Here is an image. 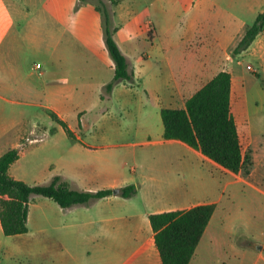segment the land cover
<instances>
[{
    "label": "rangeland",
    "instance_id": "374dc122",
    "mask_svg": "<svg viewBox=\"0 0 264 264\" xmlns=\"http://www.w3.org/2000/svg\"><path fill=\"white\" fill-rule=\"evenodd\" d=\"M43 2L39 0L38 11L45 9L47 3ZM84 3L110 12L114 38L126 56L134 60L140 81L137 79L133 84L134 91L128 93L118 89L113 93L122 86L119 83L111 92L104 89L102 98L113 93L112 97L105 98L102 104L86 113V129L82 136L88 142L94 141L93 122L95 130L109 136L95 141L100 148L85 149L67 135L50 116V111L41 106V95H20L16 90L19 86L42 90L47 75L41 74L46 69L52 46L56 41L66 39V33L71 54L87 51L81 42L88 39L92 42L90 49L112 59L105 32L84 31L70 21L68 32L58 28L51 36L54 30L46 29L43 19L32 25L20 21L17 31H10L5 36L6 41L16 42L3 48L11 57L0 61V134L5 130L15 132L19 121L20 127L26 131L35 125L38 128L36 135L21 139L18 150L22 152L11 166L10 174L31 185L43 184L49 181L51 169L68 175L76 172L69 159L78 157L84 163L77 173L85 175L90 173L89 163L96 156L102 154L105 157L109 152L120 181L139 180L152 192L156 188H166L177 195L180 190L182 199L191 191L195 201L216 203L214 222L217 229L210 233L216 239L210 247L203 249L202 246L192 264H248L249 259L242 257V246L262 244L264 249V39L259 48L253 44L240 53H236L235 48L246 29L264 11V0H78L76 9ZM203 41L220 52V58L215 57L218 69L228 70L233 75L234 112L243 154L249 158L248 166L239 174L223 169L200 151L182 147L179 143L134 146L127 144L128 138L115 135L118 128L133 134L138 125L142 126L141 121L138 122L142 119V87L151 85V79L154 81L148 72L149 65L158 67L159 72L168 76L170 72L189 65L194 48L198 55H202ZM146 60L148 63L144 64ZM38 63L41 68L36 70L33 66ZM161 95L165 97V92L162 91ZM182 103L181 100L177 107ZM68 119L78 129V117ZM30 139L36 140L30 142ZM6 145L4 149L9 148ZM94 178L97 179L94 185L99 188L107 184L103 176ZM144 198L115 207L112 203L97 205L93 214H102L104 209L113 210L118 215L138 214L144 209ZM71 215L68 213L64 217L70 228L73 225ZM41 221L44 223L43 217ZM54 226L51 225L47 233H39L31 226L30 231L16 236H6L0 228V264L122 262V257L113 251L108 254L113 243L120 240L104 238V235L101 238H77L70 234L65 239L68 244L63 245L59 233L52 231ZM131 242L132 246L136 244L135 239ZM99 248L101 250L97 251ZM140 256L141 253L132 256L126 264H140Z\"/></svg>",
    "mask_w": 264,
    "mask_h": 264
},
{
    "label": "crops",
    "instance_id": "0c3cea01",
    "mask_svg": "<svg viewBox=\"0 0 264 264\" xmlns=\"http://www.w3.org/2000/svg\"><path fill=\"white\" fill-rule=\"evenodd\" d=\"M43 1L41 0V2ZM45 2L47 3L45 9L38 11L39 0H0V61L10 59L11 57L10 52L6 53L3 48L7 45L13 46L16 42L6 41L5 36L10 31H17V26L20 24V21H25L32 25L33 22H39L43 19L46 29L50 31L54 30L51 36L55 34V30L57 31L58 28L68 32V23L70 21L77 23L80 29L84 31L93 29L99 32L104 31L102 11L98 10L94 5L84 3L76 9V2L78 0H71L69 6L68 0H45ZM263 39L264 32L257 36L252 45L256 44L257 48H259V44ZM81 43L83 47H86L87 51H84L83 54H71L72 52L70 53L69 48L70 41L66 33V39H60L52 46L51 54L46 61V69L41 74L42 76L47 75V83L42 90L39 91L31 86H19L16 91L20 95H41L42 99L39 101L41 102V106L50 112H55L61 119L68 123L76 135L77 139L74 141L85 149L95 150L100 148L99 145H96L97 143L95 141L106 139L109 135L95 130L94 127L96 124L93 122L91 133L93 134L94 141H86L84 136H82V131L86 129V113L95 105L102 104L105 98L112 97V94L117 89L122 93L134 91L133 84L139 77L136 66L133 64L134 60L128 57L134 68V81L120 82L119 85L122 86L115 87L116 89H114L111 95L102 98L106 84L112 81L115 75V64L112 63V59L108 58V56H102L97 51L90 49L89 47L92 44L90 40L84 39ZM201 46H204L202 55H198L197 49L194 48L191 50L193 54L190 55L189 65L183 68L180 67L177 71L170 72L168 76H164L163 73L159 72L158 67H150L152 65H149L148 72L150 73V78H154V81L151 79V85L142 87V119L138 120V122L141 121L142 126L138 125L136 132L133 134L118 128V131L115 133L116 136L128 138L129 142L127 144L134 146L138 144L151 146L165 143L172 145L179 143L182 147L190 149L183 142L164 140V125L161 110L166 107L178 108L177 106L181 100L183 103L179 108L185 107L186 100L189 97L218 72L224 70L218 69L215 61L216 56L220 58L218 49L205 41H203ZM143 63L147 64L148 61L146 60ZM112 68L114 69L113 74ZM162 91L165 92V97L161 95ZM69 117H78V129L70 123ZM20 126L19 121L16 123L17 130L15 132L5 130L0 134V156L10 148H18L22 138L26 136L30 138L31 135L37 134L38 125L32 126L29 131L24 130ZM140 136H142L141 139L139 138ZM34 140L30 142H35ZM4 144H7L6 146H9V148L4 149ZM19 152L21 154L22 151ZM106 154L105 157L101 156L102 154L96 156L89 163L90 173L85 175L77 173L84 163L83 160L78 157H73L71 160L69 159V163L72 165L71 168L76 172L68 175L51 169L50 178L47 183L54 176L61 175L68 181L72 188L83 190L96 191L102 188H118L129 184H137V194L132 197L110 195L93 201L89 205H74L68 208L61 207L49 197L34 195L31 199L28 216L29 231L31 230V226H34V229L39 233H47L50 232V226L55 225L52 231L59 233L58 237L62 240L63 245L68 244L65 239L70 234L77 238H101L104 235V238L120 240L113 243L112 249H108V254L113 251L122 257L120 264H126L132 256L139 253H141L139 258L140 264H162L148 214L152 211L191 207L213 201H195L196 197L194 195L192 196L191 191L189 196H186V200L180 196V190H177V195H174L172 190H167L166 188H156L155 192H152L151 188H148L145 183L136 179L133 181H120L117 178L111 154L109 153L107 156ZM102 176L107 184L99 188L97 185H94V181L97 180L94 177L99 178ZM188 186L187 188L190 190ZM138 198H144V209L138 214L118 215L113 210L107 211L105 209L102 214H93V209L97 205L112 203V207H115L116 205L131 203ZM68 213H72L71 216L73 217V225L71 228L64 221V217L68 216ZM214 216L215 213L206 228L194 256H198L202 246L205 249L206 247H210L215 241L216 236L210 234L214 232L213 229H217ZM41 217L44 218V223H42ZM0 228L2 230L1 223ZM129 231H133L134 233H127ZM133 239L136 240L134 246H132L131 242ZM242 248V257L249 259L248 264H264L263 247L259 249L251 245H245ZM96 250L99 251L101 248ZM103 250L104 252L107 251L105 248ZM193 258L190 264H192Z\"/></svg>",
    "mask_w": 264,
    "mask_h": 264
},
{
    "label": "trees",
    "instance_id": "16d2710c",
    "mask_svg": "<svg viewBox=\"0 0 264 264\" xmlns=\"http://www.w3.org/2000/svg\"><path fill=\"white\" fill-rule=\"evenodd\" d=\"M102 15L106 46L115 64L114 78L105 86V91L111 92L117 83L133 82L135 72L114 38L110 12L102 9ZM262 32L264 11L246 29L235 48L236 53L248 49ZM50 116L71 139H77L65 120L55 112H51ZM161 117L165 141L183 142L234 174H239L248 166L249 158L243 154L234 112L233 75L230 71L218 72L186 100L185 107L162 108ZM19 157L18 148H10L0 156V223L6 236L29 231L28 216L34 195L49 197L61 207L68 208L89 205L110 195L132 197L138 192L136 184L96 191L76 189L61 175L54 176L49 183L31 185L10 174V167ZM216 206L215 202H209L148 214L162 264H190Z\"/></svg>",
    "mask_w": 264,
    "mask_h": 264
},
{
    "label": "built area",
    "instance_id": "2783aa9c",
    "mask_svg": "<svg viewBox=\"0 0 264 264\" xmlns=\"http://www.w3.org/2000/svg\"><path fill=\"white\" fill-rule=\"evenodd\" d=\"M34 68L39 69V68H41V65L38 63V64H36V65L34 66Z\"/></svg>",
    "mask_w": 264,
    "mask_h": 264
},
{
    "label": "water",
    "instance_id": "95a60500",
    "mask_svg": "<svg viewBox=\"0 0 264 264\" xmlns=\"http://www.w3.org/2000/svg\"><path fill=\"white\" fill-rule=\"evenodd\" d=\"M262 244H259L258 246H257V248H259V249H262Z\"/></svg>",
    "mask_w": 264,
    "mask_h": 264
}]
</instances>
